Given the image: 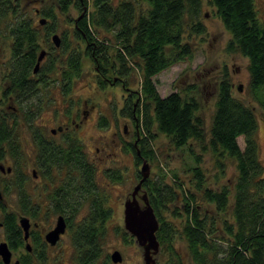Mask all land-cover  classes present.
<instances>
[{
  "label": "trees",
  "instance_id": "obj_1",
  "mask_svg": "<svg viewBox=\"0 0 264 264\" xmlns=\"http://www.w3.org/2000/svg\"><path fill=\"white\" fill-rule=\"evenodd\" d=\"M73 3L80 13L71 20V30L62 31L60 45L56 47L51 39L53 25L45 19L57 18L50 6L40 13L37 11L45 17V23L40 24L39 20L34 23V16L26 11L27 5L21 7L20 0H0V35L10 41L8 71L4 75L7 83L1 97L6 99L9 112H0V165L3 167V170L0 168V227L2 241L10 250H25L18 259L11 257V263L18 260L19 264H47L48 258L37 231L31 232L33 249L24 248V231L8 196L16 194V208L32 221L39 218L40 212L47 217L62 212V207L76 211L79 205L72 201V196L60 201L48 190L43 200L27 189L32 176L24 173L20 161L27 137L36 153V164L45 168L49 178L52 169L65 168L72 174L80 169L86 180L85 185L84 180L82 183L84 199L90 197L88 214L85 221L71 227L73 263L117 264L108 254H103L100 246L111 213L104 205L106 195L94 191V163L87 159L79 142L69 141L70 135L66 134L64 143H57L35 122L44 109L43 89L49 90L54 78L59 86V98L46 100L67 101L71 83L81 77V60L86 55L94 64L97 72L94 81L100 88H105L108 75L114 73V63H120L121 81L132 79L134 72L139 75L137 99L129 94L121 109L124 120L135 124L138 136L135 143L124 146L132 149L134 165H142L147 160L153 162L156 155L150 144L158 134L167 137L168 147L186 148L191 158L192 163L185 171L189 174L190 186L178 182L174 172L172 182L162 172L151 178L149 175L142 184L158 220L156 238L163 264H264V165L259 158L258 117L254 107L234 96L230 80L224 78L216 90L207 91L214 93V102L206 117L199 112L206 102L175 92L161 97L151 80L173 64L192 59L191 43L207 32L205 15L207 8L212 7L229 33L226 51L247 59L248 90L264 109L262 95L259 100L264 87V15L256 0H92L90 10L87 0H59L60 15ZM40 42L46 50L34 72L41 52L38 51ZM193 87L185 93L192 92ZM77 103L68 97L62 111L64 118H72L75 112L71 108ZM99 121L106 125L108 119L102 116ZM240 136L243 149L237 142ZM193 144L201 153L208 154L216 179L225 176L227 162L231 161L234 165L231 180L216 189L209 186L208 175L200 166L202 155L195 152ZM6 156L14 161L10 172L3 163ZM136 172L139 178L141 173ZM106 175L109 180L119 179L116 170ZM179 194L183 205L173 207ZM165 213L173 220H167ZM74 214L70 215L72 220ZM113 231L125 244L133 239L119 225ZM0 264H4L1 258Z\"/></svg>",
  "mask_w": 264,
  "mask_h": 264
},
{
  "label": "rangeland",
  "instance_id": "obj_2",
  "mask_svg": "<svg viewBox=\"0 0 264 264\" xmlns=\"http://www.w3.org/2000/svg\"><path fill=\"white\" fill-rule=\"evenodd\" d=\"M88 1V10L91 9L92 0ZM22 5H27L26 11L33 15L34 23H38V20L43 17L39 14L40 10H45L49 6L54 10L56 15L55 20H48L49 24L53 25L54 34L57 33L59 37L62 36V31L68 28L71 30L70 22L75 20L80 10L74 5V3L68 8L65 14L60 15L59 13V0H20ZM256 5L264 15V0H256ZM39 11V13L37 12ZM207 32L202 35L195 37L191 45H193L194 54L192 59H186L184 61L173 64L167 69L154 75L151 80L161 97H166L171 93H179L182 97L189 98L194 97L199 102H206L202 110L203 115L206 117L212 110V104L214 98L213 94L208 93L216 89L218 82L221 79L227 78L232 84V93L245 103L252 105L258 117V125L256 136L259 144V158L264 165V118L262 114L264 109L262 108L259 101H255L252 97L251 92L248 90V71H247V59L238 54H231L226 51V43L229 39V33L225 30L223 25L220 23L218 16L215 14L212 7L207 8L205 15ZM109 34V33H108ZM110 35V34H109ZM46 50L45 45L40 42L39 52ZM10 54V41L5 36L0 35V98L2 97L3 89L6 86L7 80L4 75L7 74V62ZM116 62V60H113ZM114 73L109 74L107 79L108 83L104 85L105 88H100L94 81L96 70L93 62L84 55L81 60V77L73 80L71 83L72 91L68 97H72L73 100L79 102L74 104L71 110L77 113V118L82 116L80 119L83 121L79 128H75L72 122L68 126V136L70 135L71 140H76L82 146V149L87 155V159L91 160L94 169L93 188L98 194H105L106 201L105 207L111 213V221L107 223L108 227L105 231L104 241L100 243L102 246V252L104 255L108 254L109 258L114 250L120 252L122 261L117 264H143L142 248L138 246L135 239L133 238L130 243L125 244L119 235L113 233V227L119 225L124 229L123 224V210L125 199L129 198L133 188L138 183L136 178V170L140 171L141 164L134 165V155L132 149L127 150L129 143H135L138 139L135 124L125 121L121 115V109L123 107V101L129 94L133 99H137L140 90V80L138 73H132V79L127 81H121L118 77L120 75V63H114ZM119 69V70H118ZM55 77V75L51 74ZM118 77V78H117ZM118 82L112 83V80ZM126 80V79H125ZM209 84L208 86L205 84ZM205 83V84H204ZM125 85V87H124ZM242 86L241 90H238V86ZM191 88L193 91L185 93L186 89ZM58 84L51 82V86L48 89H43L44 92L41 96L44 98L43 111L37 115L35 122L45 129L47 135H52L53 139L57 143H64L66 134L56 133L52 134L51 129H56L64 124L67 117L64 118L62 111L66 108L68 103H56L55 101L49 102L46 99L54 100L59 98ZM209 90V91H208ZM208 91V92H207ZM261 95L264 99V87L259 93V100L261 101ZM3 98V97H2ZM1 98L0 112H6V99ZM51 98V99H50ZM5 102V104H3ZM85 102L87 106H85ZM11 104V103H10ZM59 110V114L55 115V111ZM89 111V115L86 119L83 118L84 111ZM9 111H7L8 113ZM73 112V113H74ZM105 116L108 119L106 125L99 123V118ZM76 118V117H75ZM76 118V119H77ZM78 122V119L76 120ZM124 125L126 128L124 129ZM140 137V136H139ZM168 139L163 134H158L157 138L150 144V147L155 152V159L153 162L147 160L149 166L150 178L164 172L167 177V181L172 182V172L178 176V182L184 183V186L188 187L189 174L186 173V168L192 163L191 158L188 157L186 148L183 149H172L167 146ZM238 145L241 149L244 147L243 137L240 136L237 139ZM24 151L22 152L23 158H20L24 168V173L32 176V168L36 167V153L31 147V144L27 137L25 138ZM98 149V150H97ZM193 149L202 155V161L200 166L206 171L208 175V185L212 188H218L226 181L231 180V174L234 172L233 163L227 162V171L225 176L215 177V170L210 166V160L208 154H203L193 144ZM5 169L13 166V158L6 156L3 159ZM137 167V168H136ZM116 170L119 173V179L117 181L109 180L106 173L109 171ZM115 173V172H112ZM27 189L30 192H34L33 183ZM96 186V187H95ZM144 189H141L137 201L142 205L141 199ZM33 195V193H32ZM45 199L43 196L41 197ZM89 198L83 202L80 210L86 211L89 206ZM8 201L11 204V209L17 211V215H23L19 208H16V194L8 196ZM182 206V198L179 194L178 201L173 205ZM182 204V205H181ZM86 207V208H85ZM85 208V209H84ZM11 209H9L11 211ZM81 211V212H82ZM21 212V213H19ZM1 216V213H0ZM26 216V215H25ZM49 216V214H48ZM30 219L29 216H26ZM165 217L173 220L169 214L165 213ZM76 219V218H75ZM32 222V220H31ZM179 222V221H178ZM54 223L52 218L49 224L46 223L43 226V233L46 232ZM40 229V228H39ZM125 230V229H124ZM4 240L3 230L0 227V242ZM182 248V245L181 247ZM183 249V248H182ZM12 251V260L18 259V256L25 250L19 249ZM74 253V247L72 245L69 234H64L61 237V242L55 247L46 248V257L48 258L47 264H74L72 255ZM160 249L154 256L156 264H163V260H160Z\"/></svg>",
  "mask_w": 264,
  "mask_h": 264
},
{
  "label": "water",
  "instance_id": "obj_3",
  "mask_svg": "<svg viewBox=\"0 0 264 264\" xmlns=\"http://www.w3.org/2000/svg\"><path fill=\"white\" fill-rule=\"evenodd\" d=\"M40 24L45 23V19H39ZM54 45L58 47L60 45L59 36L53 34L51 37ZM45 51L42 50L38 56L34 66V72L39 68V62L43 59ZM242 86H238L240 91ZM0 168L3 170V167L0 165ZM6 170L10 172V167H7ZM141 178L136 186L133 188V191L129 198L124 202L123 210V224L124 229L135 239L138 246L142 248V258L143 264H156L155 255L159 251V242L156 238V231L158 229V220L154 213L153 207L148 201L147 194L144 192L141 196L143 204L141 205L137 199L136 194L141 189L142 183L149 176V166L146 161H143L140 168ZM19 225L24 231V240L27 242L28 239V230H29V219L25 216L19 218ZM65 225L63 220L59 218L56 226L51 231L47 232L45 235L46 240L55 244L59 238V234L64 232ZM26 249L31 250L30 245L26 244ZM12 251L9 249L5 241L0 242V258L4 264H19V261L16 260L11 263ZM111 261L113 263H119L122 261L120 252L114 250L110 255Z\"/></svg>",
  "mask_w": 264,
  "mask_h": 264
},
{
  "label": "flooded vegetation",
  "instance_id": "obj_4",
  "mask_svg": "<svg viewBox=\"0 0 264 264\" xmlns=\"http://www.w3.org/2000/svg\"><path fill=\"white\" fill-rule=\"evenodd\" d=\"M85 106H87L86 102H85ZM88 115H89V111H87V110L84 111L83 118L86 119L88 117ZM71 117H72L71 119H69L67 117L66 120L64 121V124L59 126L57 128V130L52 128L51 129L52 134H56L57 132L58 133L64 132L66 134L68 132V129H69L68 126L71 122H72V124H74L75 128H79L80 124L83 123V121L80 119L82 116L77 118L76 115H73ZM75 117L78 119V122L76 121L77 119ZM125 128H126V126L124 125V129ZM31 168H32V178L30 179V183H33L34 192L36 194H38L39 197H42L44 194H46V191L50 190L51 193L54 194V196L57 200L59 199L61 201L62 198L66 197V196H68V197L72 196V198H74L72 201H77L79 204V205H76V211H73V210L69 211V210H67V207H65V208L62 207V209H61L62 212L51 213L47 217L42 212H40L39 218L37 220L32 221V222H31V219H29L27 217L29 219V235H28L27 242L30 245L31 250L33 249V242L31 239V232L32 231H35V232L37 231L39 233L38 235H39L40 239L39 238L38 239L43 244V246L45 248L55 247L57 244H59L61 242V237L64 234H69L70 239H71L72 224L78 225L81 221H83V220L85 221V217L88 214V208L85 207L87 209L86 211H82L80 209L82 208L83 202L86 201L84 199V194H85L84 190L85 189H83V183L85 185L86 180H84L83 173L80 172V169L76 173H73V174L71 173L70 170H67L65 168H62L60 170H58V169L53 170L52 169L49 172L50 173V178H49L48 173L46 172L45 168L42 165L37 164L35 168L34 167H31ZM137 176H138V172H136V178H137ZM140 178H141V175L139 178H137V180H138L137 182H139ZM83 180H84V182H83ZM117 180H114V181H117ZM141 189H143L142 186H141ZM141 189L136 194V197L138 196ZM72 193H74V194L72 195ZM57 202H59V201H57ZM54 207H55V205H54ZM75 212H76V214H74V217L72 220V217L70 215L75 213ZM22 216H25V215L24 214L20 215V216H18V218H20ZM51 218H52V222L54 220L53 225L48 230H46V232L43 233V231H44L43 226H45L46 223L49 224ZM59 218H61L63 220V223L65 225L64 232L59 234V238L55 244H51L46 240L45 235L47 232H49L55 228ZM27 242L25 241L24 248H26ZM71 242H72V239H71ZM72 245H73V243H72Z\"/></svg>",
  "mask_w": 264,
  "mask_h": 264
}]
</instances>
